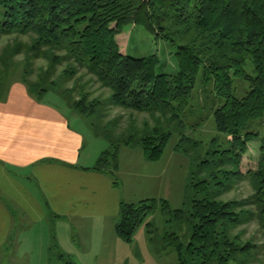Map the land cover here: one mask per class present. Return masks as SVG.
<instances>
[{"label": "trees", "instance_id": "1", "mask_svg": "<svg viewBox=\"0 0 264 264\" xmlns=\"http://www.w3.org/2000/svg\"><path fill=\"white\" fill-rule=\"evenodd\" d=\"M129 25L170 42L174 73L156 74L155 55L135 59L123 52L119 37ZM0 36L17 37L0 53V99L17 81L36 100L58 96L108 143L90 170L108 173L113 185L122 147H139L155 162L177 134L176 152L196 161L185 186L188 209L171 210L156 199L120 203L117 238L130 244L143 225L153 241L147 219L160 205L164 223L180 228L161 238V251H172L175 264H250L256 245L235 230L255 219L264 223V138L250 125L264 117V0H0ZM248 59L251 75L244 68ZM37 61L44 66L35 68ZM82 69L108 90L107 97H94L88 84L74 82ZM234 79L248 85L241 98L233 96ZM209 83L218 101L215 129L228 147L201 158V143L183 134L182 116L195 86ZM113 107L146 114L151 123L138 128L131 120L118 132L119 120L106 122ZM252 142L259 143L255 169L243 164ZM244 177L252 179L253 195L222 199ZM59 258L75 264L62 253Z\"/></svg>", "mask_w": 264, "mask_h": 264}, {"label": "crops", "instance_id": "2", "mask_svg": "<svg viewBox=\"0 0 264 264\" xmlns=\"http://www.w3.org/2000/svg\"><path fill=\"white\" fill-rule=\"evenodd\" d=\"M50 95L58 98L50 93L36 100L17 81L0 99V250L10 243L15 217L36 225L55 223V230L67 234V242L60 236V247L71 249V261L80 251V256H96L92 247L104 242V232L115 250L122 244L114 232L120 203L154 199L132 195L140 190L142 163L137 155L123 167L119 150L114 180L126 185L122 195L108 173L90 170L107 148L86 146L88 136L74 125L82 124L79 115L45 100Z\"/></svg>", "mask_w": 264, "mask_h": 264}, {"label": "rangeland", "instance_id": "3", "mask_svg": "<svg viewBox=\"0 0 264 264\" xmlns=\"http://www.w3.org/2000/svg\"><path fill=\"white\" fill-rule=\"evenodd\" d=\"M16 38V36H0V53L6 44L11 43ZM119 39L122 40L123 52L129 57L140 59L155 55L158 59L155 68L156 74H172L176 71L175 49L170 42L164 39H156L141 26L131 25L124 27L123 34ZM19 40L28 42L27 37H19ZM17 60H20V57ZM44 64L43 61H37L35 62V68L42 67ZM244 68L247 74L251 75L253 73V66L249 59ZM77 76L74 82H82L83 85L85 83L88 84V89L93 93L94 97L105 98L108 96V90L102 88L86 70H80ZM233 87V96L235 98L243 97L248 91V85L238 79H234ZM210 90V83L204 88L197 84L182 116V121L185 125L183 134L187 138L201 143V154L199 153L201 158L206 153L228 147L227 137L218 133L215 129L213 112L218 106V101L210 93ZM58 98L50 95L45 100L56 105L61 104L63 109L66 107L70 111L65 102ZM79 118L82 124H73L83 130L85 137L88 136L92 139L90 140V138L86 137V146L95 145L97 148H108V143L103 138L95 136L94 129L88 125L87 121L81 117ZM115 119L120 121L118 132L126 130L131 120H135L138 128L143 126L144 123H151L150 118L146 114H133L113 107L107 115L106 122L114 121ZM250 125L251 131L259 133L264 138V117ZM178 140L177 134L171 136L157 164L144 160L139 147L120 148L122 153L120 161L123 167H126L127 162L130 160H135L137 155L138 160L142 163V169L139 171L142 180L138 182L141 184L140 190L139 193H137V189L132 191V195L149 196L156 200L163 199L168 203L171 210L189 208L190 200L187 202L189 194H187L185 186L190 173L196 169L194 168L196 161H190L183 154L176 152L175 146ZM213 140L216 141L214 144L212 143ZM258 145V142L250 143L248 152L243 157V164H246L247 167H252L251 169H255L256 166ZM116 182L120 184L122 195L126 194V185L117 178ZM253 193L252 179L244 177L235 182L233 188L222 199L240 200L250 197ZM248 208L255 212L253 206ZM147 221L151 222L153 226V241H149L145 227L142 225L135 232L130 244L121 241V247L114 250V245L108 242L104 232L101 234L105 239L104 242L102 243L98 240L102 245L99 244L92 247V252L96 256L91 254L87 257L80 256L82 254V251H80L72 258L73 261L76 264H175L176 256L172 251H161V238L164 233H178L179 225L175 223L166 225L164 223L160 205H157L156 210L148 217ZM237 232L242 234L243 240H250L256 245L257 249L253 251L250 264H264V223L255 219L238 227L235 230V233ZM63 234L65 232H60L58 227L55 230V223L49 222L48 224L36 225L26 219L18 222L15 217L10 243L0 250V264H63L59 258L61 253L67 259L72 257L67 255V252L71 250L70 248L66 246L60 247L63 242V240H60V236L65 238L67 242V234L64 237ZM57 237L59 240H57ZM68 238L70 239L69 233ZM64 248L67 251H63ZM113 250L114 254H112Z\"/></svg>", "mask_w": 264, "mask_h": 264}]
</instances>
